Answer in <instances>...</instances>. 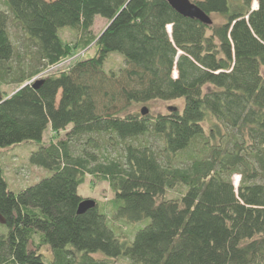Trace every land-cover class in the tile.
Masks as SVG:
<instances>
[{"label":"trees","instance_id":"obj_1","mask_svg":"<svg viewBox=\"0 0 264 264\" xmlns=\"http://www.w3.org/2000/svg\"><path fill=\"white\" fill-rule=\"evenodd\" d=\"M190 1L220 21L166 0H2L0 82L18 86L0 97V149L33 142L28 163L51 172L13 190L0 161V264H264V0ZM97 14L92 55L21 86L69 55L60 28L88 34ZM110 53L123 66L105 70ZM174 98L181 109L128 110ZM47 127L64 136L44 143ZM149 133L158 149L133 142ZM85 175L110 185L113 219H146L131 238L97 203L76 212Z\"/></svg>","mask_w":264,"mask_h":264},{"label":"rangeland","instance_id":"obj_2","mask_svg":"<svg viewBox=\"0 0 264 264\" xmlns=\"http://www.w3.org/2000/svg\"><path fill=\"white\" fill-rule=\"evenodd\" d=\"M1 6L2 0H0V7ZM210 16L212 17L214 22L220 21V17L218 15L211 14ZM106 24L107 19L97 14L94 16L93 24L91 25L88 34H83L78 29L72 27L60 28L59 31L62 39L70 44L69 46L71 49L69 55L64 57L55 66L40 70L39 72H36L32 76L27 78L25 81L33 80L35 77L40 78L47 74L57 73L59 71L66 70L74 62V60L80 57L92 55L95 50L94 38L97 37V35L101 32V30L105 27ZM123 63V59L118 54L110 53L104 62V68L105 70H116L119 67L123 66ZM261 72L264 77V66L261 67ZM17 86L18 83L14 82L12 79H9V77L6 81L0 82V97L9 95L17 88ZM182 103V98H174L168 100L153 99L147 102L131 103L128 107V110L141 114V108H145L146 112L143 115L152 116L157 113H165L169 110L170 107H176L177 109H181ZM212 121V119H207L202 123L204 135L206 137H208L210 135V131L214 129ZM63 136V130L55 132L49 127H47L43 132L42 141L44 143H48ZM137 140L147 141L157 149L161 145L160 139L156 135L151 133L140 135L137 138L133 139V142H136ZM101 142H103V140H101ZM35 146V143L25 141L19 144H15L13 146H8L0 149V161L3 166L4 175L13 190H19L27 185L38 181L40 178L48 176L50 174V170L40 168L28 163V154L30 150L35 148ZM117 149H119V147ZM99 151L100 153L105 154H113L115 152V150L111 148L105 149L104 146H100ZM195 152L197 151L195 150ZM181 157H183V160L185 161V154H183ZM184 161L178 162L184 163ZM238 177V174L233 175L234 180L235 178L237 180ZM182 189V186H176L172 189L167 190L166 195L168 197L177 196L182 191ZM77 192L82 198L93 199L97 203L99 208L105 211L109 223L113 226L116 234L119 232L120 234H123L124 237L131 238L133 233L139 227L143 226L146 222V219L134 222H126L119 219H113L112 211L114 208V192L106 180H98L94 179L90 175H85L83 182L77 187ZM0 231H6V226L1 223ZM34 238L36 241L37 237ZM40 250L44 253L45 260L47 261L50 256L48 246L41 245ZM115 264L134 263L129 261L128 258L120 256L116 258Z\"/></svg>","mask_w":264,"mask_h":264},{"label":"water","instance_id":"obj_3","mask_svg":"<svg viewBox=\"0 0 264 264\" xmlns=\"http://www.w3.org/2000/svg\"><path fill=\"white\" fill-rule=\"evenodd\" d=\"M166 1L176 12H178L179 14L185 17L195 18L204 24H210L212 22L211 17L208 14H206L203 10H201L194 2L190 0H166ZM30 82H32V85L36 87L40 82V78L29 80L23 83L21 86L25 85L26 83H30ZM145 112H146V109L141 108V114H144ZM95 204L96 202L93 199L82 198L77 205L76 212L82 213L86 209L95 206ZM4 222H5V219L0 214V223H4Z\"/></svg>","mask_w":264,"mask_h":264},{"label":"built area","instance_id":"obj_4","mask_svg":"<svg viewBox=\"0 0 264 264\" xmlns=\"http://www.w3.org/2000/svg\"><path fill=\"white\" fill-rule=\"evenodd\" d=\"M58 63H59V62H58ZM58 63H57V64H58ZM55 65H56V64H55ZM55 65H53V66H55ZM53 66H51V67H53ZM49 68H50V67H49ZM35 78H38V77H35ZM35 78H34V79H35Z\"/></svg>","mask_w":264,"mask_h":264},{"label":"bare ground","instance_id":"obj_5","mask_svg":"<svg viewBox=\"0 0 264 264\" xmlns=\"http://www.w3.org/2000/svg\"><path fill=\"white\" fill-rule=\"evenodd\" d=\"M235 181H236V178H235Z\"/></svg>","mask_w":264,"mask_h":264}]
</instances>
